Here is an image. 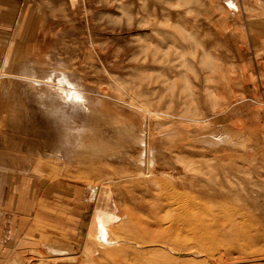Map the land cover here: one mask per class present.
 I'll return each instance as SVG.
<instances>
[{
  "label": "rangeland",
  "instance_id": "374dc122",
  "mask_svg": "<svg viewBox=\"0 0 264 264\" xmlns=\"http://www.w3.org/2000/svg\"><path fill=\"white\" fill-rule=\"evenodd\" d=\"M0 140L24 264H264V0H0Z\"/></svg>",
  "mask_w": 264,
  "mask_h": 264
},
{
  "label": "crops",
  "instance_id": "0c3cea01",
  "mask_svg": "<svg viewBox=\"0 0 264 264\" xmlns=\"http://www.w3.org/2000/svg\"><path fill=\"white\" fill-rule=\"evenodd\" d=\"M8 149V141L2 142L0 140L1 158H4V153H8ZM6 173V169L0 168V175H6ZM3 208L0 204V264H24L23 256L26 254V245L23 217H21V225H19L17 215H14L15 220L14 218L12 220L11 217L6 215ZM9 229L12 234L8 231Z\"/></svg>",
  "mask_w": 264,
  "mask_h": 264
},
{
  "label": "bare ground",
  "instance_id": "6f19581e",
  "mask_svg": "<svg viewBox=\"0 0 264 264\" xmlns=\"http://www.w3.org/2000/svg\"><path fill=\"white\" fill-rule=\"evenodd\" d=\"M70 83V82H69ZM63 85V81H61L60 80V83H59V85ZM71 84H73V83H71ZM58 86V85H57ZM55 87V86H54ZM62 87V86H61ZM60 88V87H59ZM63 88V87H62ZM65 89V88H64ZM64 89H62V90H64ZM71 89V88H70ZM69 89V91H65L66 92V95H67V98L69 97L70 99H72V101H74L75 103H82V100L84 99V96H83V93L82 92H80V91H78L77 90V88L75 89H73V90H70ZM56 90H58L57 88H56ZM60 90H61V88H60ZM64 91H62V92H64ZM58 93V92H57ZM63 95V94H62ZM85 95V94H84ZM75 106H76V104H75ZM156 222H157V220H156ZM151 226V225H150ZM158 226H159V224H158ZM150 228H152L153 229V227H150ZM154 230V229H153ZM154 232H155V230H154ZM163 240V239H162ZM165 242V241H164ZM49 248V250L51 251V252H53V253H63L64 252V250H60V249H57V248H59V247H53V246H49L48 247Z\"/></svg>",
  "mask_w": 264,
  "mask_h": 264
}]
</instances>
